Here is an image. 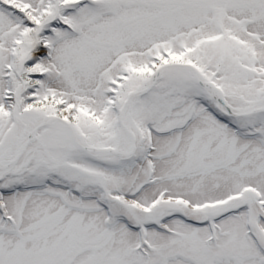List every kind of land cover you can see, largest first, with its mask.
<instances>
[{"label":"snow or ice","instance_id":"snow-or-ice-1","mask_svg":"<svg viewBox=\"0 0 264 264\" xmlns=\"http://www.w3.org/2000/svg\"><path fill=\"white\" fill-rule=\"evenodd\" d=\"M0 264H264V0H0Z\"/></svg>","mask_w":264,"mask_h":264}]
</instances>
